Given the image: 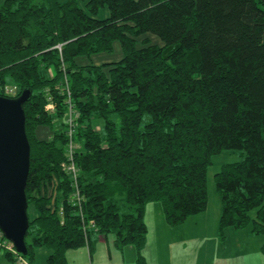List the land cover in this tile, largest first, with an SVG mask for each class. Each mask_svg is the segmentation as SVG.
I'll list each match as a JSON object with an SVG mask.
<instances>
[{"label":"trees","instance_id":"16d2710c","mask_svg":"<svg viewBox=\"0 0 264 264\" xmlns=\"http://www.w3.org/2000/svg\"><path fill=\"white\" fill-rule=\"evenodd\" d=\"M116 42L122 57L92 62ZM10 84L16 95L33 90L25 103L31 261L44 245L48 264H68L69 249L92 253L97 237L114 233L119 248L135 246L137 264H151L147 205L159 201L174 227L205 211L209 167L224 150L240 158L214 175L219 231L264 235V0H5L0 95ZM69 99L80 203L63 169ZM41 125L49 137L37 134Z\"/></svg>","mask_w":264,"mask_h":264},{"label":"rangeland","instance_id":"374dc122","mask_svg":"<svg viewBox=\"0 0 264 264\" xmlns=\"http://www.w3.org/2000/svg\"><path fill=\"white\" fill-rule=\"evenodd\" d=\"M4 1L0 0V6ZM108 13L109 10L105 9L101 11L99 16H105ZM149 37L152 41L159 40L158 37L153 35ZM120 57H122L121 46L116 42L113 53L101 52L93 55L91 59L94 63H103ZM89 61L87 57L80 59L81 63H88ZM50 110L53 111L54 108ZM69 114L70 112H68L66 119ZM103 123V119L96 121V124L101 126ZM37 134L47 138L50 135V128L41 125L37 128ZM239 158V151L236 150H224L214 156L208 171L209 209L200 212L202 214L189 222L188 225L175 227L174 233H171L173 236L171 240L179 242L175 246L177 250L164 255L165 258L157 257L154 264H264V252L262 250L264 235L253 233L249 227L243 229L229 227L226 229L225 234L221 235L216 221V210L219 207L221 208L222 201L217 193L214 175L224 163ZM152 202L159 204V201ZM153 208L157 207H151L156 225L159 216L155 214ZM29 213L30 216L36 214L32 205L29 208ZM163 237L165 239L170 238V235L167 234ZM123 249L115 244L114 233L105 236L100 235L94 242L92 253H90L87 245L69 249L67 251L68 264H137L128 251L125 249L124 252ZM50 252L51 250L46 246L38 245L35 248L34 259L31 261L27 255L26 259L29 264H48ZM14 262L8 259L5 253H0V264H19L15 257Z\"/></svg>","mask_w":264,"mask_h":264},{"label":"water","instance_id":"95a60500","mask_svg":"<svg viewBox=\"0 0 264 264\" xmlns=\"http://www.w3.org/2000/svg\"><path fill=\"white\" fill-rule=\"evenodd\" d=\"M32 94V88L27 87L16 96L0 95V229L24 255L28 253L26 185L31 163L25 103Z\"/></svg>","mask_w":264,"mask_h":264},{"label":"crops","instance_id":"0c3cea01","mask_svg":"<svg viewBox=\"0 0 264 264\" xmlns=\"http://www.w3.org/2000/svg\"><path fill=\"white\" fill-rule=\"evenodd\" d=\"M102 55H104V54H102ZM87 60H89V59H87ZM105 62H108V61H105ZM152 206L157 207V208H153V209H155L153 211H155V214L158 215L159 219H160V222H159V219L157 220L158 223H156V225H155V221L153 219L154 214L151 211ZM209 207H210V204H208L206 211L209 209ZM221 209H222V203H221V208L219 207L218 210H216L217 211L216 212L217 224L219 223V218L221 215ZM201 214L202 213H197V214L193 215L192 217H189L184 223H182L180 225H183V226L188 225L189 222L195 220ZM145 220H146L147 224L149 225V233H148L147 244L145 246L144 253H145V256L148 259V261L151 264H154L155 259L157 257L165 258L164 255H167L169 252H173V251L177 250V248H175V246L179 242L171 240V238L173 237L171 235V233H174V231H175L174 229L178 228L179 226H175L176 227L175 228L174 226H170L167 224V222L165 221L162 206L160 205V203L156 204V202H152V203H149L147 205V208L145 211ZM167 234L170 235V238L165 239V237H163V236H165ZM122 248H124L123 249L124 252L127 250L129 255H131V258H133V260L136 261L137 251H136V248L134 245L128 244Z\"/></svg>","mask_w":264,"mask_h":264},{"label":"built area","instance_id":"2783aa9c","mask_svg":"<svg viewBox=\"0 0 264 264\" xmlns=\"http://www.w3.org/2000/svg\"><path fill=\"white\" fill-rule=\"evenodd\" d=\"M18 91H19L18 86L14 84L7 85L5 88V93L9 96L16 95ZM54 107L55 105L52 101H50L47 105L48 109H53ZM68 108H69L68 112H70V114L66 119V121L68 122V126L66 129L67 141L65 144L66 159L63 162V169L66 171V174L69 175V177L72 179L74 185L72 200H74L76 203L78 202L80 203L82 199V194L78 185L79 167L75 159V154L77 153L78 150V145L75 138L76 118L78 116V112L75 111L74 106L71 103V99L68 100ZM0 246L5 250L10 251L17 259L19 264L22 263L29 264L25 256L16 250L12 241H10L5 236L4 232L1 229H0Z\"/></svg>","mask_w":264,"mask_h":264},{"label":"clouds","instance_id":"9594fccd","mask_svg":"<svg viewBox=\"0 0 264 264\" xmlns=\"http://www.w3.org/2000/svg\"><path fill=\"white\" fill-rule=\"evenodd\" d=\"M7 96V95H6Z\"/></svg>","mask_w":264,"mask_h":264}]
</instances>
